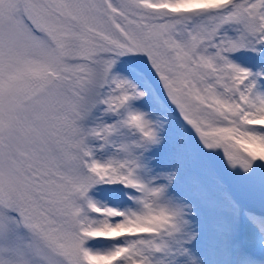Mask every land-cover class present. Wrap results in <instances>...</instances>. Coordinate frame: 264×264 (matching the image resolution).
I'll return each mask as SVG.
<instances>
[{
    "label": "snow or ice",
    "instance_id": "1",
    "mask_svg": "<svg viewBox=\"0 0 264 264\" xmlns=\"http://www.w3.org/2000/svg\"><path fill=\"white\" fill-rule=\"evenodd\" d=\"M0 264H264V0H0Z\"/></svg>",
    "mask_w": 264,
    "mask_h": 264
}]
</instances>
